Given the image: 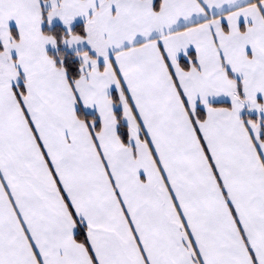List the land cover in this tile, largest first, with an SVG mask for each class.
<instances>
[{"label": "snow or ice", "instance_id": "1", "mask_svg": "<svg viewBox=\"0 0 264 264\" xmlns=\"http://www.w3.org/2000/svg\"><path fill=\"white\" fill-rule=\"evenodd\" d=\"M0 264H264V0H0Z\"/></svg>", "mask_w": 264, "mask_h": 264}]
</instances>
